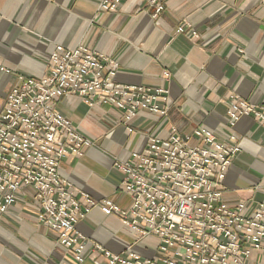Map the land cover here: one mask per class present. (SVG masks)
<instances>
[{
  "label": "crops",
  "instance_id": "0c3cea01",
  "mask_svg": "<svg viewBox=\"0 0 264 264\" xmlns=\"http://www.w3.org/2000/svg\"><path fill=\"white\" fill-rule=\"evenodd\" d=\"M101 1L0 0V110L19 77L40 79L46 73L57 45L84 46L111 57L119 65L115 80L121 85L168 89L166 117L140 111L130 123L114 107L90 108L79 97L56 103L93 143L82 157L62 161L61 176L94 199L127 210L132 199L123 191L115 160H130L151 139L169 137L172 129L186 136L205 128L219 143L231 144L229 97L255 104L264 100V5L263 0H165V11L153 18V11L138 0H126L115 13L99 11ZM184 22L197 31L198 40L176 34ZM235 133L242 152L229 168L224 200L231 208L247 203L252 212L264 203V127L244 119ZM36 214L28 193L0 213V264H77ZM78 231L113 253L136 241L118 217L98 209L78 224ZM152 239L136 250L151 253ZM91 251L88 245L85 264H106ZM247 264H264V256L253 252Z\"/></svg>",
  "mask_w": 264,
  "mask_h": 264
},
{
  "label": "built area",
  "instance_id": "2783aa9c",
  "mask_svg": "<svg viewBox=\"0 0 264 264\" xmlns=\"http://www.w3.org/2000/svg\"><path fill=\"white\" fill-rule=\"evenodd\" d=\"M125 1L102 0L98 9L115 13ZM138 1L153 11V18L165 11V0ZM176 34L199 39L186 22ZM118 69L111 57L88 47L57 45L40 79L19 77L0 110V213L28 193L38 223L77 264H85L88 245L106 264H247L253 252L264 256V203L249 212L247 203L231 208L224 200L229 168L242 152L235 130L244 119L264 127V100L255 104L229 97L231 144L219 143L205 128L186 136L172 129L169 137L151 139L130 160H115L123 191L132 199L127 210L108 199H94L61 176L62 161L82 157L93 143L56 109L59 100L79 97L90 108L114 107L127 123L140 111L168 115V89L121 85L115 80ZM163 75L170 79L168 72ZM95 209L118 217L135 243L113 253L90 242L78 224ZM149 238L157 245L143 255L136 246Z\"/></svg>",
  "mask_w": 264,
  "mask_h": 264
},
{
  "label": "rangeland",
  "instance_id": "374dc122",
  "mask_svg": "<svg viewBox=\"0 0 264 264\" xmlns=\"http://www.w3.org/2000/svg\"><path fill=\"white\" fill-rule=\"evenodd\" d=\"M148 244L150 247L154 248L157 245V240L152 239V240L148 241Z\"/></svg>",
  "mask_w": 264,
  "mask_h": 264
}]
</instances>
